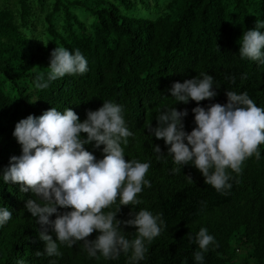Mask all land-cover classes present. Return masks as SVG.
Returning a JSON list of instances; mask_svg holds the SVG:
<instances>
[{
	"label": "trees",
	"instance_id": "obj_1",
	"mask_svg": "<svg viewBox=\"0 0 264 264\" xmlns=\"http://www.w3.org/2000/svg\"><path fill=\"white\" fill-rule=\"evenodd\" d=\"M257 20L264 21V0H6L0 6V208L12 211V219L0 226V264H131V252H121L117 259L100 253L90 257L82 241L71 248L61 245V256H47L40 239L45 229L25 207L36 197L3 181L10 158L22 154L13 136L20 120L39 118L54 107L61 112L70 108L83 122L89 110H98L104 102L123 106L126 126L133 133L128 144L121 145L125 159L150 163L145 178L151 187L138 194L142 203L122 206L116 219L126 221L146 209L166 226L151 244L146 242L145 259L136 264H264V144L260 159H247L240 174L227 170L231 188L222 193L205 184L192 164L174 173L180 166L167 155L168 146L147 130L173 107L187 110L186 132L196 127V102L178 103L170 89L176 82L202 79L201 73L213 77L217 96L200 107L226 104L228 90L247 92L264 108V65L239 55L238 41ZM55 47L73 54L78 49L88 71L37 89L36 76L46 79ZM156 145L163 159H157ZM103 147L85 145L97 161L103 159ZM117 206L119 201L110 210ZM68 211L58 209L60 214ZM202 227L216 243L203 261H196V236ZM121 228L128 239L135 238L136 228ZM47 234L56 240L51 226Z\"/></svg>",
	"mask_w": 264,
	"mask_h": 264
},
{
	"label": "clouds",
	"instance_id": "obj_2",
	"mask_svg": "<svg viewBox=\"0 0 264 264\" xmlns=\"http://www.w3.org/2000/svg\"><path fill=\"white\" fill-rule=\"evenodd\" d=\"M260 29H264V21L257 20L253 30L243 33L238 41L239 55L241 59L264 65V32ZM48 68L46 79L43 75L36 76L37 89H46L49 82L65 75L86 73L88 62L78 49L73 54L64 47H55ZM200 75L202 79L195 77L176 82L170 89L178 103L196 102L198 106L192 109L196 127L186 132L183 119L188 115L187 110L178 111L173 107L159 114L157 126L153 128L150 124L147 130L168 146L167 155L180 166L173 169L174 173L192 164L203 175L205 184L223 193L231 188L227 170L240 174L247 159L253 156L260 159L259 147L264 144V108L258 107L247 92L237 94L228 90L226 104H211L207 109L200 107L202 101L217 96L213 77ZM122 113L123 106L104 102L98 110H89L87 118L81 122L70 108L61 112L51 107L39 118L29 115L15 125L13 136L21 145L22 154L10 158L3 181L18 184L22 193L31 191L36 197L27 200L25 207L45 229L40 232V239L45 242L47 256H61V245L71 248L82 241L90 257L100 253L105 259H117L121 252L126 255L131 252V264H136L145 259L146 242L151 244L166 227L159 215L154 216L146 209L139 210L132 219H116L122 206L135 208L141 204L138 194L145 186L151 187L145 178L150 163L125 159L121 145L126 146L133 133L127 128ZM81 134H86V139ZM93 142L97 149L104 146L103 159L99 161L85 149V145ZM153 150L158 154L157 159L164 158L158 145ZM187 178L193 182L190 176ZM117 201L119 206L110 210ZM58 209L71 211L60 214ZM53 215L56 216L54 221L50 220ZM11 219L12 211L0 208V226ZM122 224L137 229L134 239L127 238ZM48 226L56 234L55 241L47 234ZM94 232L100 233L96 239H87ZM196 243L200 251L194 253L195 260L203 261L204 253L216 242L202 227Z\"/></svg>",
	"mask_w": 264,
	"mask_h": 264
},
{
	"label": "rangeland",
	"instance_id": "obj_3",
	"mask_svg": "<svg viewBox=\"0 0 264 264\" xmlns=\"http://www.w3.org/2000/svg\"><path fill=\"white\" fill-rule=\"evenodd\" d=\"M5 3H6V0H0V6H3V4H5Z\"/></svg>",
	"mask_w": 264,
	"mask_h": 264
}]
</instances>
